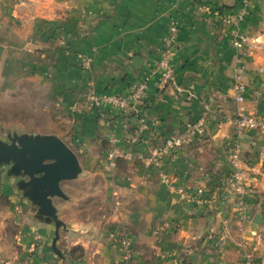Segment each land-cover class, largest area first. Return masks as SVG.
<instances>
[{
  "label": "crops",
  "instance_id": "obj_1",
  "mask_svg": "<svg viewBox=\"0 0 264 264\" xmlns=\"http://www.w3.org/2000/svg\"><path fill=\"white\" fill-rule=\"evenodd\" d=\"M241 8L242 0H30L26 7L0 0V61H30L31 70L20 74L37 86L46 81L69 123L64 135H46L60 138L82 169L61 184L65 199H54L59 220L69 226L65 238L89 248L78 264L124 260L115 235L119 215L103 212L105 219L94 223L93 201L107 211L120 206L121 222L132 228L125 233L131 264H245L244 241L264 264V225L254 223L256 215L264 219V133L238 134L234 124L240 114L264 117V0H251L242 21ZM172 23L178 28L175 79L160 90L156 68ZM240 37L248 39L242 50L234 46ZM147 78L137 113L85 110L90 87L98 95L128 97ZM236 84L246 86L241 103ZM200 121L202 137L186 133L187 123ZM180 136L185 144L161 172L142 160L108 159L111 137L121 149L148 156ZM236 149L248 187L245 214L227 178ZM9 169L0 170V261L69 264L68 255L62 261L54 251L55 225L38 215ZM200 188L203 204L178 193ZM9 223L18 231L7 230Z\"/></svg>",
  "mask_w": 264,
  "mask_h": 264
},
{
  "label": "built area",
  "instance_id": "obj_2",
  "mask_svg": "<svg viewBox=\"0 0 264 264\" xmlns=\"http://www.w3.org/2000/svg\"><path fill=\"white\" fill-rule=\"evenodd\" d=\"M30 0H18L21 7H26ZM251 4V0H242V8L239 12V19L242 21L248 15V9ZM178 38V28L176 23H172L169 28V34L164 40L165 50L161 59L159 60L156 68V72L160 76L159 89L165 90L175 79V58L177 57L178 49L176 46ZM63 38H60L58 42L62 44ZM248 43L246 37H240L234 40L235 48L242 50ZM147 78L141 81L136 89L128 97H122L117 95H98L93 87H90L87 94V107L86 111H98L103 116L105 113L112 112H135L137 113V106L142 103L148 91ZM236 95V101L241 103L244 101V94L246 92V86L244 84H236L234 86ZM77 110V109H76ZM236 131L238 134H244L247 132L264 133V117L240 114L234 120ZM140 127L142 130H148V124L144 119L140 120ZM187 134H194L202 137L204 135V124L203 121L198 123H187L186 126ZM184 136L180 137H169L165 140L161 147L154 149L150 155L144 153H134L133 151H126L118 146V140L111 137L110 143L112 145L111 151L108 153V159L111 162L119 159L133 161L142 160L146 162V165L153 168L157 172H161L164 166L166 158L177 149L181 148L185 144ZM232 175L230 178V185L234 188L235 192L239 196V210L245 214L244 197L248 192V187L245 183L243 169L240 166L239 161V150L236 149L233 153L232 159ZM165 180H168L164 178ZM182 200L193 201L196 204H203V197L205 195V189L200 188L194 192H187L185 189H179L178 191ZM221 247L226 246L227 237L222 236L219 240ZM120 245L124 252V260L120 264H130L134 253L130 238L125 234L120 236ZM240 247L243 250L245 264H257L255 261L252 249L248 243L241 242Z\"/></svg>",
  "mask_w": 264,
  "mask_h": 264
},
{
  "label": "rangeland",
  "instance_id": "obj_3",
  "mask_svg": "<svg viewBox=\"0 0 264 264\" xmlns=\"http://www.w3.org/2000/svg\"><path fill=\"white\" fill-rule=\"evenodd\" d=\"M15 1L18 2V0ZM0 64V142L10 143L15 136L21 135L37 136L53 132L59 134L67 132L69 123L64 121L65 115L55 106L53 96L49 92L46 81L41 80L39 86H37L24 77L31 70V62L0 61ZM21 72L24 73V76L20 74ZM230 174L232 175V172L228 174L227 178H231ZM101 181L103 182L104 180L101 178ZM92 189L93 187L91 186L88 192ZM105 196L106 191H104ZM96 203L97 201H93V207L89 212V216L95 220L94 223L103 221L105 213L109 212L111 214L113 212L115 216L119 215L120 221V227L116 230L115 234L117 242L121 234L130 233L132 228L128 227L129 224L121 222L122 217L120 215L122 214L118 204H115L113 210L109 208L110 210L107 211L105 208H97L95 206ZM49 223L52 224L53 222ZM7 225L6 229L11 230V232L18 231L19 229V225L13 226L10 223ZM65 225L63 223V226L59 230V238L54 243V251L62 261L68 255L69 259L67 262L69 264H78L85 258V249L89 248L85 247L84 243L78 239L72 245V239L65 238V232L69 227L67 223ZM55 238L56 232L54 240ZM90 247L93 248V251L96 250L94 244H90ZM2 260L0 264H9ZM21 264H30V261L22 259Z\"/></svg>",
  "mask_w": 264,
  "mask_h": 264
},
{
  "label": "water",
  "instance_id": "obj_4",
  "mask_svg": "<svg viewBox=\"0 0 264 264\" xmlns=\"http://www.w3.org/2000/svg\"><path fill=\"white\" fill-rule=\"evenodd\" d=\"M5 167H10V176L22 179L18 186L37 207L38 215L55 224L56 243L63 223L54 199H65L61 184L75 180L82 171L76 154L53 135L15 136L10 143L0 142V170ZM254 223L264 225L263 217L256 215Z\"/></svg>",
  "mask_w": 264,
  "mask_h": 264
}]
</instances>
